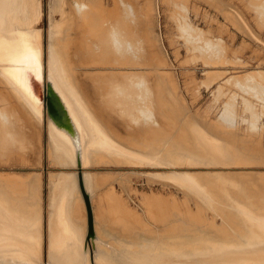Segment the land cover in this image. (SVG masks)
I'll return each instance as SVG.
<instances>
[{"label": "bare ground", "instance_id": "6f19581e", "mask_svg": "<svg viewBox=\"0 0 264 264\" xmlns=\"http://www.w3.org/2000/svg\"><path fill=\"white\" fill-rule=\"evenodd\" d=\"M203 1L220 12V0ZM248 1L264 12V0ZM189 3L49 0L42 32L41 0H0V264H264V104L258 119H226L225 98L216 110L190 114L174 72L163 70L168 63L154 26L164 4L168 17L178 21L180 9L190 27L189 9L198 10ZM189 36L199 41L197 33ZM242 45L264 58L260 47ZM242 54L236 63H200L244 68ZM211 72L215 90L250 73L264 80L261 71L228 78ZM45 85L64 110L66 129L45 114ZM234 107L238 113L241 106ZM42 161L52 168L44 183L38 172H5ZM102 167L131 170L93 171ZM145 168L168 169L145 177L183 197L132 189L135 170ZM80 186L92 211L88 243Z\"/></svg>", "mask_w": 264, "mask_h": 264}, {"label": "rangeland", "instance_id": "374dc122", "mask_svg": "<svg viewBox=\"0 0 264 264\" xmlns=\"http://www.w3.org/2000/svg\"><path fill=\"white\" fill-rule=\"evenodd\" d=\"M49 0H41L42 2V22L39 26L42 29V32L47 30L48 20H47V5ZM191 4L189 5L196 7L198 12H192L189 9L188 19L198 29H206L205 31H196L192 29V25L190 27L185 26L186 24H182L181 17L183 16L182 11L177 9V14L175 15L178 19L176 21L171 16L168 17L167 13L164 12V4L158 5V24L155 17V33L158 36L160 47L162 49V53L168 63V66L163 69L164 71L174 72L175 78L178 85V91L180 97L183 100L184 105L188 107L190 114H195L194 116H202L206 108L216 110L217 104L220 101L225 103L224 106L227 108L222 112V116L226 117V119L230 118L235 120H241L242 116L238 114L247 113L251 116V119H258L262 113V106L259 102L264 104V80L261 81L259 77H254L253 74L250 73L248 76H243L241 78L236 79H228V76L236 74L237 72H249V71H261L259 74L264 75V58L263 56H259L257 52H252L250 49H247L245 45L240 46L241 43L249 44L250 47H260L259 45L252 42V40L248 37L246 32L244 31L242 24L236 17V15L232 12L231 9H236L243 18L246 20L248 25L254 30V32L264 41V12L263 10L255 5L254 3L248 0H220L218 7L221 9L218 12V9L214 6H210L205 3L203 0H190ZM248 1V2H247ZM247 2V5H245ZM180 10V11H179ZM180 12V13H179ZM195 13V14H194ZM205 14V15H204ZM227 14V15H226ZM226 15V16H225ZM232 15L239 23V26H234L233 22L229 20V16ZM185 16V15H184ZM223 24L226 26L228 31L233 34V36H228L226 31L222 29V27L218 26L217 23ZM177 25L180 26L177 27ZM182 27V29H181ZM239 28H241L239 30ZM185 30V31H184ZM177 31V32H176ZM184 31V32H183ZM183 32V34H182ZM159 33L161 35V39L159 37ZM190 33H194L200 35L198 42H194V38L190 37ZM189 37V39H188ZM223 38V40H222ZM190 41V42H189ZM228 46H226V43ZM163 45V46H162ZM210 46V49L205 48ZM234 48H232V47ZM263 50L264 48L260 47ZM247 49V50H246ZM243 53V54H242ZM242 54V59L244 63H247L244 68H232L231 66H225L223 68L220 67H211L204 66L200 62H204L206 64L220 62V64L226 65L230 64V62L236 63L237 58ZM196 65L192 66L193 64ZM162 70V69H161ZM211 71H221L226 73V78L222 81V85H220L219 89H216L217 84H214L217 81V76L215 73ZM193 73V74H190ZM205 74V75H204ZM188 75V79H186ZM196 78L194 80L193 78ZM254 77L256 81H247V79L251 80ZM185 79V80H184ZM184 82V85H183ZM185 82L188 88L191 91H188L185 88ZM210 90H206L202 86L211 85ZM236 86V87H235ZM180 87V88H179ZM201 89V90H200ZM255 89L258 93L257 97H254L252 94L247 93ZM215 90L213 96H211V91ZM183 96V97H182ZM196 97V98H193ZM195 101V102H194ZM194 102V103H193ZM238 103L240 110L238 113L234 111V104ZM204 106V107H203ZM203 108V109H202ZM205 109V110H204ZM198 110V111H197ZM197 111V112H196ZM213 111H210L208 116L211 118L214 116ZM243 121V120H242ZM261 122H264V116L261 119ZM264 133V132H263ZM52 168H49L46 162L42 161L40 166L35 167H26V168H17L14 170H5V172H18V173H40L42 177L43 183L46 180V176L48 171ZM129 168L126 167H116V168H95L93 171L101 172V171H111L118 173H127ZM264 170V169H261ZM2 171V170H0ZM4 171V170H3ZM137 173H140V177H133L131 180V188L139 191V192H158V193H173L178 198H182L183 194L180 190L175 189H164L158 182H150L146 179L145 174L153 173V172H165L169 171L168 169H141L135 170ZM144 173V174H141ZM118 190L119 187L116 186ZM44 194V192H43ZM44 197V196H43ZM131 202L130 204L134 207L133 202L138 204V200L136 195H130ZM133 201V202H132ZM141 207V206H140ZM139 211V210H138ZM139 213H141L139 211ZM210 216V215H209ZM216 223L219 225V220H216Z\"/></svg>", "mask_w": 264, "mask_h": 264}, {"label": "water", "instance_id": "95a60500", "mask_svg": "<svg viewBox=\"0 0 264 264\" xmlns=\"http://www.w3.org/2000/svg\"><path fill=\"white\" fill-rule=\"evenodd\" d=\"M33 84V81L32 83ZM42 102L44 105L45 114L49 117V119L58 127L61 129L67 128V120L64 116V110L60 107V104L58 103V100L54 94V92L51 90L49 85H45L42 90ZM81 188V195L84 200V205L86 208V243H88L90 240L93 239L94 233H93V219H92V211H91V205L89 202L88 194H86L83 186H80Z\"/></svg>", "mask_w": 264, "mask_h": 264}]
</instances>
